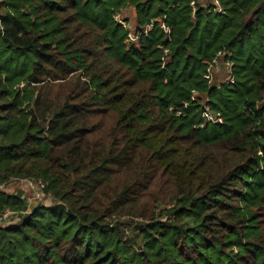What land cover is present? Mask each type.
<instances>
[{
  "label": "trees",
  "instance_id": "obj_1",
  "mask_svg": "<svg viewBox=\"0 0 264 264\" xmlns=\"http://www.w3.org/2000/svg\"><path fill=\"white\" fill-rule=\"evenodd\" d=\"M18 181L0 264H264V0H0Z\"/></svg>",
  "mask_w": 264,
  "mask_h": 264
},
{
  "label": "built area",
  "instance_id": "obj_2",
  "mask_svg": "<svg viewBox=\"0 0 264 264\" xmlns=\"http://www.w3.org/2000/svg\"><path fill=\"white\" fill-rule=\"evenodd\" d=\"M116 20L118 21V23H120V24H122L125 28H128L129 30H130V38H131V41L132 42H135V41H137L138 39H139V35L140 34H135L134 32V30H133V26H132V24H126L125 23V21L122 19V17L120 16V15H118V16H116ZM154 25H150L148 28H147V31H149L150 29H151V27H153ZM161 28H163V29H165L167 32H168V28L163 24V25H161ZM226 67H229V65L226 63V65H225ZM227 81L229 82V83H234V79H233V77L231 76V75H229V77L227 78ZM205 116H206V118H207V120H212V121H215V122H218V123H222V119H217V118H214L213 116H211L209 113H206L205 114ZM24 182H31V181H24ZM31 183H33V182H31ZM27 184H29V183H27ZM30 185V184H29ZM35 185L40 189V194H38V198H47L46 196H45V193H44V189H45V186H44V184L43 183H35ZM3 188H4V186H0V191H2V192H4L3 191ZM9 195H12V194H9ZM40 195H41V197H40ZM30 201V200H29ZM39 202L40 201H42V200H38ZM33 201H30V203H32ZM15 216V214L14 213H12V212H7V213H5V214H3V215H1L0 216V225L1 226H7V225H9V226H11V225H14V224H16L17 222H19V221H12V218Z\"/></svg>",
  "mask_w": 264,
  "mask_h": 264
},
{
  "label": "rangeland",
  "instance_id": "obj_3",
  "mask_svg": "<svg viewBox=\"0 0 264 264\" xmlns=\"http://www.w3.org/2000/svg\"><path fill=\"white\" fill-rule=\"evenodd\" d=\"M33 182V183H31ZM31 182H24V181H18L14 182L13 184L7 185L3 188V191L7 194L16 195L18 193H22L25 198H27L30 201H38L39 199L42 200V202L48 206L52 203L51 199L49 198H38V194H40V189L35 185L34 181ZM29 183V184H27Z\"/></svg>",
  "mask_w": 264,
  "mask_h": 264
},
{
  "label": "water",
  "instance_id": "obj_4",
  "mask_svg": "<svg viewBox=\"0 0 264 264\" xmlns=\"http://www.w3.org/2000/svg\"><path fill=\"white\" fill-rule=\"evenodd\" d=\"M31 216H32V213L25 214V216L19 222H17L16 224H14L10 227L19 228V227L23 226L27 222V220L29 218H31Z\"/></svg>",
  "mask_w": 264,
  "mask_h": 264
}]
</instances>
